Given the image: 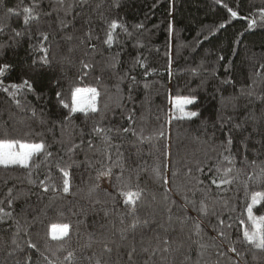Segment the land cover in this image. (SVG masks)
Masks as SVG:
<instances>
[{
  "label": "trees",
  "instance_id": "trees-1",
  "mask_svg": "<svg viewBox=\"0 0 264 264\" xmlns=\"http://www.w3.org/2000/svg\"><path fill=\"white\" fill-rule=\"evenodd\" d=\"M25 7L38 16L27 26ZM261 9L264 0H2L0 138L44 142L52 156L0 166V264H264L240 224L264 190ZM112 21L121 27L109 47ZM25 80L34 91L10 88ZM75 87L99 91L97 113L62 106ZM177 97L195 98L185 111L200 115L176 119ZM127 191L140 192L135 211ZM65 223L69 236L53 240L51 226Z\"/></svg>",
  "mask_w": 264,
  "mask_h": 264
},
{
  "label": "snow or ice",
  "instance_id": "snow-or-ice-1",
  "mask_svg": "<svg viewBox=\"0 0 264 264\" xmlns=\"http://www.w3.org/2000/svg\"><path fill=\"white\" fill-rule=\"evenodd\" d=\"M2 2V0H0ZM61 3H63V0H60ZM220 0H217V3H219ZM9 13H13V9L9 8L7 9ZM24 13H26L24 18V25L27 26L31 20L38 19V16L33 14V9L30 7H25L23 9ZM228 11L231 13L232 17H237L238 13L236 11H233L232 9H228ZM262 16H264V9H261ZM255 24V20L252 21L251 24H249V27H252ZM224 25H220V27H223ZM121 25L117 21H112L110 24V31L107 33V39L105 40V43L111 47L113 43V31L120 28ZM126 31V29H125ZM16 35H20L19 32L16 33ZM43 38L46 40L47 35L42 34ZM94 47V46H93ZM41 52L45 53V57L43 62L47 63V56L46 52L47 50L43 47L40 49ZM222 59V57H221ZM84 67L87 68L88 65L84 64ZM9 68L8 65H4L3 67H0V77L4 76L6 70ZM147 74V72H146ZM135 79L134 77L132 78ZM22 87H26L29 92L34 91L33 86L27 81H23L22 84H11L10 88L19 91ZM4 91H9L8 88H5ZM13 95H15V92H13ZM57 97H60L61 94L58 92ZM100 96L99 91L95 87H75L71 92V106H69L68 103H65L63 99H60V103L62 106L66 109L70 108V113H84L87 115L88 113H97L98 107H97V100ZM16 103L19 105V101L17 100ZM195 103V98H189V97H177L174 101L175 109L180 113L176 119H187L192 120L193 118L198 117L200 114L196 111H185L186 105H192ZM128 120H132L131 116L127 117ZM232 118L229 117L228 121H230ZM228 121H225L224 123H227ZM224 123H221V128L224 127ZM235 128L239 129L241 125L236 124L234 125ZM108 131H112V129H108ZM117 131H123L124 133L132 132L133 135H135V131L131 130L129 128H123V129H117ZM93 132L97 135H100L102 133H105V129L101 127H94ZM160 136L163 135V133H159ZM105 140L107 141L109 138L105 135ZM83 143V141H81ZM89 147H92V142L88 141ZM227 145L232 144V136L229 134L227 141ZM79 145H73L68 149V152H73L75 148H78ZM246 148V145H245ZM227 150V149H226ZM45 154L47 157H51L52 153L47 151V145L44 142H27L23 141L21 139H14V138H0V166H3L5 168H8L9 166H20L22 168L28 169L30 166V162L34 161V158ZM108 159H111V156H108ZM225 160H228L229 164L233 163V159L230 157H225ZM254 163V162H253ZM198 171L203 172V168H197ZM219 171V168L216 169ZM63 171L64 180H63V192L69 193L70 191V179H69V172ZM232 171L231 168L224 169L225 175L230 173ZM153 172L159 176L160 170L159 168L153 169ZM189 172H191V169H189ZM111 173V168L108 169L107 174ZM105 173H102V175ZM175 174V173H174ZM261 176L258 177V180H260L262 183H264V168L261 169ZM167 183V181H165ZM198 183H203L202 181H198ZM212 184L217 185L219 187L221 184L231 183L230 180L227 179H221L219 183L216 179H213L211 181ZM41 184H43V181H41ZM45 191H48V188H44ZM122 196L125 197L124 203L130 204L133 206V211H135V205L140 197V192H133V191H127L122 192ZM167 199V197H166ZM187 199V197H185ZM173 203H175L173 201ZM188 204H191L195 210V202L194 201H188ZM188 204L184 205L185 208H187ZM258 206H264V190L260 191H253L250 198V203L246 205V213H247V221L241 220V225L250 224L251 228L248 227L243 228V238L245 241H247L249 244L254 245L257 249H260L264 251V215H256L255 209H257ZM3 209H0V212H2ZM170 211V209H169ZM199 211L206 212V206L203 205L199 209ZM5 215H11V213H5ZM138 223V222H137ZM221 224H223V220L220 221ZM69 224L65 223L62 225H56L53 224L51 226L50 235L53 240H63L64 238L69 236ZM133 228L136 227V223L132 225ZM231 227V225H229ZM197 228H199V225H197ZM223 235V233H221ZM124 239L125 237H121ZM30 247H35L34 244L29 243ZM201 247H206V245H201ZM147 249H145L146 251ZM135 251V249H133ZM232 251H235L233 248ZM71 253H69V257L71 258ZM129 258H131V253H129Z\"/></svg>",
  "mask_w": 264,
  "mask_h": 264
},
{
  "label": "rangeland",
  "instance_id": "rangeland-1",
  "mask_svg": "<svg viewBox=\"0 0 264 264\" xmlns=\"http://www.w3.org/2000/svg\"><path fill=\"white\" fill-rule=\"evenodd\" d=\"M102 187L106 189L110 187V179L106 175H102Z\"/></svg>",
  "mask_w": 264,
  "mask_h": 264
}]
</instances>
